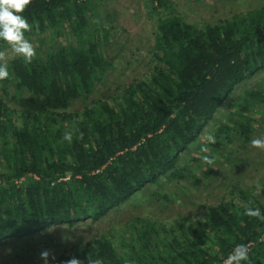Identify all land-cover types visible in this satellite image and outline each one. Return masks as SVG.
<instances>
[{"label": "trees", "instance_id": "1", "mask_svg": "<svg viewBox=\"0 0 264 264\" xmlns=\"http://www.w3.org/2000/svg\"><path fill=\"white\" fill-rule=\"evenodd\" d=\"M96 1L32 0L23 13L33 26L27 39L48 32L59 40L65 30L70 36L32 63L20 56L7 62L10 76L2 81L11 96L0 94V245L53 224L100 218L163 174L184 176L176 163L180 152L238 84L264 69V3L203 24L170 14L158 19L150 78L69 111L106 75L108 27L91 17ZM259 103L264 88L245 90L236 125H219L218 143L233 138L232 128L248 137L249 112ZM254 193L240 188L238 197L209 205L204 218L187 223L138 218V240L127 255L101 234L49 264L73 256L85 264L88 256L101 264H223L238 244L249 246L242 264H264V221L244 214L249 207L264 214V187Z\"/></svg>", "mask_w": 264, "mask_h": 264}, {"label": "rangeland", "instance_id": "2", "mask_svg": "<svg viewBox=\"0 0 264 264\" xmlns=\"http://www.w3.org/2000/svg\"><path fill=\"white\" fill-rule=\"evenodd\" d=\"M263 3L264 0H165L163 5H157L155 0H97L91 17H98L108 27L109 41L104 51L106 75L96 81V89L89 98L75 99L68 110H81L135 80L150 78L157 60L154 41L161 16L180 14L186 20L203 24ZM96 25L97 32L104 33L98 22ZM43 34L46 37L41 40L37 34L28 39L36 53L50 49L56 42L67 41L70 36L66 30L59 40L48 32ZM0 51L6 52L7 62L16 56L7 43L0 46ZM5 86L0 80V94L10 98ZM250 88H264V69L238 84L198 139L180 152L176 163L184 176L165 173L100 218L87 217L74 224H53L32 234L11 236L0 245V264H42V250H50L57 257L101 234L113 239L118 251L127 255L138 240L136 231L142 225L138 218L151 219L159 225L187 223L190 219L204 218L209 205L238 197L240 188L255 192L257 181L264 185V150L251 147V141L264 137V103L249 112L252 129L248 137L239 136L233 128L229 131L234 139L224 137L218 143L216 136L219 125H236L232 118L240 115L235 112L240 95ZM113 99L110 97L111 102ZM208 134L216 137V143L207 141ZM202 147H207L208 152H202ZM203 155L213 158L214 165L204 163L200 158Z\"/></svg>", "mask_w": 264, "mask_h": 264}, {"label": "clouds", "instance_id": "3", "mask_svg": "<svg viewBox=\"0 0 264 264\" xmlns=\"http://www.w3.org/2000/svg\"><path fill=\"white\" fill-rule=\"evenodd\" d=\"M31 3L32 0H0V40L5 41L12 52L16 56L22 57L27 63H32L37 55L34 45L25 36V33L30 32L33 27L23 15ZM8 58L5 51H0V80L7 79L10 76L7 64ZM63 139L71 143L72 134L66 132ZM207 141L216 143V137L208 134ZM251 147L264 150V137L252 139ZM201 151L207 153L208 149L207 147H202ZM200 158L204 163L214 165V159L208 155H203ZM262 187L264 185L257 181L254 194L259 195ZM244 214L264 221V214L261 213L259 208H246ZM248 253V245L238 244L228 257L224 259L223 264H242L243 261H249ZM40 259L43 264H49V261H55L56 257L50 250L45 249L40 252ZM86 259L87 264H101L99 260L90 256L86 257ZM61 264H85V261L73 256L61 262Z\"/></svg>", "mask_w": 264, "mask_h": 264}, {"label": "built area", "instance_id": "4", "mask_svg": "<svg viewBox=\"0 0 264 264\" xmlns=\"http://www.w3.org/2000/svg\"><path fill=\"white\" fill-rule=\"evenodd\" d=\"M69 177V175H67V176H64L63 178H68Z\"/></svg>", "mask_w": 264, "mask_h": 264}]
</instances>
